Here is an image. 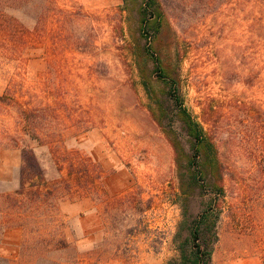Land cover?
I'll list each match as a JSON object with an SVG mask.
<instances>
[{
  "label": "rangeland",
  "instance_id": "rangeland-1",
  "mask_svg": "<svg viewBox=\"0 0 264 264\" xmlns=\"http://www.w3.org/2000/svg\"><path fill=\"white\" fill-rule=\"evenodd\" d=\"M20 1L11 0L10 13L33 28ZM53 2L37 58L0 63V98L8 93L0 101V234L28 225L16 264L177 260L180 223L214 199L211 187L190 185L189 165L200 154L209 183L219 163L226 174L212 264H264L262 6ZM144 9L156 16L144 19ZM17 137L52 191L35 203L28 200L39 182L32 174L25 194L16 193L23 166ZM63 237L71 249L62 253L39 243L48 239L52 248Z\"/></svg>",
  "mask_w": 264,
  "mask_h": 264
},
{
  "label": "trees",
  "instance_id": "trees-1",
  "mask_svg": "<svg viewBox=\"0 0 264 264\" xmlns=\"http://www.w3.org/2000/svg\"><path fill=\"white\" fill-rule=\"evenodd\" d=\"M246 1H255L258 5L262 6L261 9H264V0ZM148 2L149 6H151V2H155V0H148ZM19 3L22 5V8L27 11L29 17L34 20L35 26L33 28L24 27L21 23L15 20L10 13L11 0H0V63H11L13 61L27 63L37 58L35 57V52L41 48L43 43L41 24L46 17H51L56 11L53 0H21ZM143 11L144 19H148L153 15L156 16L155 13H148L149 9H144ZM159 16L161 15L159 14ZM4 97H8V93ZM3 98H0V101H2ZM196 128L197 129H191L190 127V130L191 136L197 140L194 148L197 152H200L199 139L200 136H202V131L198 125ZM13 141L15 144L14 146L21 149L23 159L21 184L16 193L19 196L25 194L27 188L25 179L26 175L32 174L33 178H37L39 182L31 185V189L34 191L30 192V197H28L29 202L35 203L42 194L51 195L52 191L47 189L45 185V171L41 167L33 150L29 148L22 138L17 137L13 139ZM200 159L201 154L195 156V163L191 162L189 165L191 167L190 185L192 188L199 187L201 189L211 187L213 189L212 193L214 199H210L209 201H206V203H203L198 213L193 217L185 218L180 223L179 232L176 237L177 240L180 236L182 237L181 243L178 245L180 255L177 260H169L167 264H212V256L215 246L220 241V231L225 211L221 201L225 195L224 183L226 174L224 173V165L223 163H219L215 181L210 179L209 183V179L206 178L209 173L206 171L203 161H200ZM58 165L60 166L59 171H61L62 167L60 163H58ZM85 170L86 168L83 171ZM33 178H30L29 180H32ZM20 204H22L21 201L17 202L14 206L20 208ZM17 225L25 230L28 228V225L23 223ZM61 226L64 225H60V228ZM3 230L1 231V234ZM39 243L42 245L46 244L47 249L59 253L71 249L65 238L62 239L60 243L58 241V243L52 248L49 247L51 241L48 239ZM74 249L76 250V247ZM75 254L77 255V253ZM76 255L73 257L70 255V259L76 260L78 258ZM0 264H12V262L0 257Z\"/></svg>",
  "mask_w": 264,
  "mask_h": 264
},
{
  "label": "crops",
  "instance_id": "crops-1",
  "mask_svg": "<svg viewBox=\"0 0 264 264\" xmlns=\"http://www.w3.org/2000/svg\"><path fill=\"white\" fill-rule=\"evenodd\" d=\"M73 207H76V203H74ZM82 217L80 216L81 219ZM24 240V229L22 227L12 225L5 228L0 238V257L11 261L12 264H16L19 254H21L20 247Z\"/></svg>",
  "mask_w": 264,
  "mask_h": 264
}]
</instances>
